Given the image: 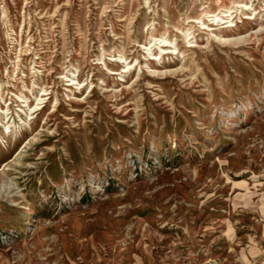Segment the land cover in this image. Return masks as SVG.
I'll return each instance as SVG.
<instances>
[{"label": "rangeland", "instance_id": "obj_1", "mask_svg": "<svg viewBox=\"0 0 264 264\" xmlns=\"http://www.w3.org/2000/svg\"><path fill=\"white\" fill-rule=\"evenodd\" d=\"M0 264H264V0H0Z\"/></svg>", "mask_w": 264, "mask_h": 264}]
</instances>
